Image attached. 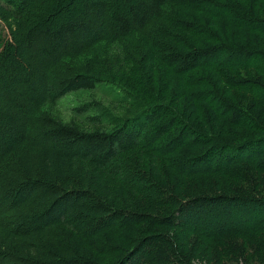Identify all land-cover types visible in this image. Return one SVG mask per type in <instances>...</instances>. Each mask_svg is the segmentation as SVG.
<instances>
[{
  "label": "trees",
  "instance_id": "obj_1",
  "mask_svg": "<svg viewBox=\"0 0 264 264\" xmlns=\"http://www.w3.org/2000/svg\"><path fill=\"white\" fill-rule=\"evenodd\" d=\"M260 1L245 8L232 0H0V264H192L185 253L188 235L198 236L200 246L212 242L225 254L226 238L264 236V194L211 189L184 198L117 161L140 145L150 150L167 132L174 138L163 139L159 151L179 157L170 169L183 180L217 175L249 183L251 172L264 173V135L224 139L230 125L215 109L217 103L227 106L215 91L202 100L207 129L171 119L155 123L154 116L163 111L158 106L144 121L134 118L109 132L83 131L43 110L47 102L96 88L109 73L100 56L91 57L99 66L85 62L92 60L94 43L132 46L140 39L149 51L137 50L130 61L138 70L139 89L150 96L157 87V66L182 76L220 68L225 57L260 73L262 79L248 78L246 90L260 96L264 106V48L221 42L205 26L214 30L215 17L224 15L236 27L262 34L264 16L255 14ZM188 11L209 14L208 24ZM201 32L204 44L195 39ZM163 84L160 91L169 99L170 84ZM172 97L180 109L190 104V118L196 115L191 94L172 92ZM234 113L238 128H257L256 118ZM211 122L224 130L207 131ZM137 190L147 198L136 201ZM158 190L164 199L154 196ZM147 200L162 206L139 211L137 203ZM139 223L157 230L138 232L131 242L116 233ZM171 230L188 235L178 239ZM120 240L127 247L110 256L94 248L104 242L107 251L108 244ZM251 246L264 260V239Z\"/></svg>",
  "mask_w": 264,
  "mask_h": 264
},
{
  "label": "rangeland",
  "instance_id": "obj_2",
  "mask_svg": "<svg viewBox=\"0 0 264 264\" xmlns=\"http://www.w3.org/2000/svg\"><path fill=\"white\" fill-rule=\"evenodd\" d=\"M232 1L245 8L251 7L250 5L252 3V0ZM263 3L264 1H260L259 5L256 7L255 14L257 16H264ZM188 12L208 24L205 19H210V16H208L209 14ZM223 16L217 15V17H215L217 28L214 30L210 28L209 25H205L208 27L209 31H213L217 36H220L221 42L231 43L233 45H249L251 48H264V33H250L240 29L233 25V23L229 21V18H224ZM206 32L203 31L204 35L208 37L209 34ZM195 37L198 42H203L202 44L205 43L202 32ZM95 41L96 40H94V42ZM130 43H133L132 46H130L131 44L129 43L124 45L118 42L113 43L106 41L94 43L91 46L92 48L89 49L92 54L88 59L92 60H86L85 62L92 63L93 67L99 66L93 62V58L91 57L93 55L95 57L100 56L103 60H106L109 73L101 78L102 81L98 82L96 88L69 93L55 103L47 102L44 104L43 110L56 120L64 124H73L83 131L109 132L121 126L126 121H130L134 118H146V114L149 111L155 113L150 109L158 106L157 110L163 107V109H161L163 111H160L158 113L159 115L154 116L156 121L153 117L149 122L154 123L155 121V123H158L161 119L164 121H169L171 119V121H176V123H178V121H183L185 124L192 123L201 129H207L205 127L208 121H205L207 117H205L206 115L204 112L208 111V108L202 103V100L208 93L215 91L227 106L225 109L222 103H217L216 112L219 111V114L224 115L226 121H228L230 125V127L227 126V128L232 131L233 129L238 131V134L234 131L230 133L227 131V128H225L227 134L224 132L222 133L224 139L240 141V139L264 135V106L262 105V98L250 94L248 90H246L248 89V78L258 80L261 78L260 73L256 71V69H250L241 62H227L225 61V57H222L220 60V68H216L215 70L211 68H201L198 71L189 72L182 76L160 65L157 66L154 73L157 87L152 88L154 95L150 96L142 89H139L142 86L141 80L138 77V70L130 61L133 59L132 53L135 54L137 50H144L147 52L149 51V46L142 42L141 39L132 40ZM129 46L132 47L133 50L129 48ZM140 68L144 70L142 63H140ZM149 79L150 77L146 73L145 83H147V85H150ZM163 80L168 81L171 89L173 88L172 90L170 89V93L168 92L170 100L163 98V93L160 91V88L165 86ZM151 86L153 87V85ZM172 92H182L192 95L194 103L197 105V109H195L196 115L194 117L190 118V104L186 105L184 109L177 107L176 102L172 101ZM234 109L246 112L245 115L247 118L248 116L256 118L257 128L248 129L247 127L238 128L235 126L237 114L234 113ZM210 125H212V128L209 127L207 131L213 130V132L219 134V132L224 130V128L220 129L221 126L216 129L213 127L212 122ZM173 138L174 136L172 134L168 135L167 132H165L161 140L158 139L150 150L140 145L138 148L123 153L117 161L130 170L135 169L144 174L147 173L151 180L161 185L166 192L176 195L179 194L184 198L193 197L201 193H208L212 191L211 189L224 192L235 189L244 191L248 188L251 189L250 191H256V194H264V173L251 172L253 180L249 183L247 182L248 184L217 175H202L183 180L181 175L171 174L170 165L177 162L179 157L170 154L163 155L168 150L165 152L159 151V144L163 143V139L168 141ZM164 144H167V142ZM161 149L163 150L164 148L162 147ZM181 181H185L184 184L186 185H182ZM120 190L125 191L124 189ZM158 191L154 192L155 197L162 196V192ZM140 193V190H137V193H135L136 201H142L143 198H147ZM148 199L151 200L152 197ZM155 199L160 201V198ZM161 199H164V197L162 196ZM148 201L149 200L141 202L142 206H139V203H137L136 206L139 208V211L156 212L162 206L161 203L156 205V200H154L151 205L148 204ZM160 211H167V208H161ZM152 230L155 231L157 229L149 223H139L131 225L127 229L116 228V233L119 231L120 239L125 240V242H131L136 239L138 232H140V236H142ZM170 232L175 234L178 239L188 235L181 231L171 230ZM252 235L249 237L235 236L226 238L225 244L227 245L229 254L222 252L220 248L212 242H201L200 246V239L198 236L188 235L185 239L187 243L185 253L192 264H264L263 257L261 256L262 254L259 256L258 253H256L257 255L253 253L254 249L252 252L251 246L253 241L258 238L264 239V236L260 234ZM108 245L111 246L107 248V251H105L104 242L100 245L96 244V247L92 246L98 253L107 252L109 256L113 254V251L118 249V247H123V249L127 247L123 246L121 240Z\"/></svg>",
  "mask_w": 264,
  "mask_h": 264
}]
</instances>
